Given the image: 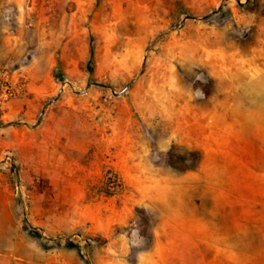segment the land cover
<instances>
[{
    "label": "rangeland",
    "instance_id": "obj_1",
    "mask_svg": "<svg viewBox=\"0 0 264 264\" xmlns=\"http://www.w3.org/2000/svg\"><path fill=\"white\" fill-rule=\"evenodd\" d=\"M4 65L0 264H84L23 219L90 264H264V0H0Z\"/></svg>",
    "mask_w": 264,
    "mask_h": 264
},
{
    "label": "built area",
    "instance_id": "obj_2",
    "mask_svg": "<svg viewBox=\"0 0 264 264\" xmlns=\"http://www.w3.org/2000/svg\"><path fill=\"white\" fill-rule=\"evenodd\" d=\"M28 80L24 71L15 66H0V118L12 101L25 95Z\"/></svg>",
    "mask_w": 264,
    "mask_h": 264
},
{
    "label": "trees",
    "instance_id": "obj_3",
    "mask_svg": "<svg viewBox=\"0 0 264 264\" xmlns=\"http://www.w3.org/2000/svg\"><path fill=\"white\" fill-rule=\"evenodd\" d=\"M22 229L27 233L29 237L36 240L42 248L44 249L58 248L64 250H73L79 256V258L84 264H90L86 256L85 245H80L70 239H65L62 241L57 239H45L40 235L39 232H37L35 229L30 227L26 219H23ZM88 240H89L88 245L90 243L93 245L94 243L92 242L93 240L92 239H88Z\"/></svg>",
    "mask_w": 264,
    "mask_h": 264
},
{
    "label": "crops",
    "instance_id": "obj_4",
    "mask_svg": "<svg viewBox=\"0 0 264 264\" xmlns=\"http://www.w3.org/2000/svg\"><path fill=\"white\" fill-rule=\"evenodd\" d=\"M18 100L16 99L11 102L9 108L3 113V115L0 118V130H4L5 128L2 127L1 125L7 123L11 119L17 117L20 112H25V111H20L19 110V105H18Z\"/></svg>",
    "mask_w": 264,
    "mask_h": 264
},
{
    "label": "bare ground",
    "instance_id": "obj_5",
    "mask_svg": "<svg viewBox=\"0 0 264 264\" xmlns=\"http://www.w3.org/2000/svg\"><path fill=\"white\" fill-rule=\"evenodd\" d=\"M264 85V82L262 83ZM245 95L251 99L250 102H251V105L253 108H256L255 110L256 111H261L262 110V105L264 103V93H254L253 94V91L251 90V86L248 85L245 90Z\"/></svg>",
    "mask_w": 264,
    "mask_h": 264
}]
</instances>
